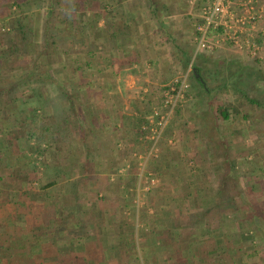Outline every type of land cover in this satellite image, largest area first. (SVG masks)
Listing matches in <instances>:
<instances>
[{"label": "crops", "instance_id": "1", "mask_svg": "<svg viewBox=\"0 0 264 264\" xmlns=\"http://www.w3.org/2000/svg\"><path fill=\"white\" fill-rule=\"evenodd\" d=\"M202 1L188 0L189 3H192L191 11L182 13V19L184 18L187 23L186 32L182 38L188 34V38L194 39L195 43H197V24L202 20ZM243 1L246 3L248 0ZM251 1L254 9L235 0L232 1V9L239 15H249L256 10L261 12L258 21L252 26L248 24L243 33L258 43L260 48L256 52L251 49L240 50L230 41H224L225 26L223 23L219 24L209 34L210 41L214 42L213 48L198 51L202 54L204 51L217 52L220 50L216 57L221 60V63L213 66L217 78L209 77V80L206 79V81L203 79V73L207 68L206 64L203 65V61L194 66L200 74L199 77L196 76L193 68L195 77L199 78L200 82L201 79L205 81V83L202 82L204 87H206V83H210L209 88L223 87L224 92L227 91L229 89L228 82L219 80V74L227 73L229 69L232 71L239 67L242 73H247V76L250 77L251 85L253 83L256 88L260 84L263 86L264 0ZM13 8L17 7L14 6ZM164 17L162 15V19L157 17L156 19L162 23ZM192 18L195 25L191 24V28H189ZM23 20L22 24L24 23ZM17 23L16 20L14 26H17ZM99 24L104 27L98 26L94 38L88 34L89 31L81 28L85 35L88 34L87 37L91 39V44L95 47V51H85L82 55H87L89 58L96 57V64L88 67L94 69L96 74L98 73L96 86L94 80L85 79L80 81L64 80L65 87L89 88L100 85L105 87V81L101 79L102 76L103 79L111 77V80H114L113 83H116L120 88L122 86L121 81L116 82L117 77H119L118 73L122 71L127 74L131 71L133 73L143 61L146 63L149 61L145 57L146 51L156 49L154 44L148 40L147 34L150 33V21L148 19L139 17L124 19L112 16L109 17L110 25L106 26L102 22ZM88 28L85 27L84 29ZM23 29L25 30V27ZM15 33L13 30L8 33V36L13 40L16 37L19 41V36ZM110 37L114 40L113 47L109 43ZM44 39L45 35L40 40L42 45ZM82 47L86 48L85 45ZM190 50L197 51V46L193 47L192 45ZM8 52L0 51V87L6 83L1 82V78L3 75L6 76L9 71L5 64L7 57L15 53L13 51ZM65 52L76 53V51ZM20 55V58L24 60L27 54L23 52ZM42 56L46 57L47 55L44 53ZM234 59L239 60V62L243 60V63H236L238 61L234 62ZM42 64L40 63L32 69V75L39 76L40 70L37 67L42 68L45 63ZM46 66L43 73L52 75L56 81L55 72L58 68L53 67L50 63H47ZM63 66H65L66 71H71L66 65ZM48 80L47 83L52 82L51 79ZM55 81L53 82L55 83ZM44 82L40 78L36 81L39 85H45ZM23 83L24 81L21 80L16 82L17 87L21 86L20 90L28 86ZM4 93L5 90L0 89V145L2 146L0 167L4 166L2 162L8 164L7 168H0V264H250L249 258L256 257L250 252L254 245L252 240L249 241L248 220L244 219L241 203L233 209H227L223 206L231 198L241 199L236 191H232V181L229 182L228 186L226 184L225 187H222L217 182L218 179L212 177V183L208 187L201 185V183L199 185L198 182V184L195 183L197 189L190 191L191 193H185L186 191L183 190L184 196L186 194L193 199L190 201L191 207L185 206L184 197L180 202L181 198L177 195L171 200L170 195L165 196L160 191L143 193L146 191L139 188L136 197L132 199L133 207L136 209L131 211L128 209V201L123 200L121 193L111 192L107 187L104 188L103 183L98 180L97 184L100 185L98 184L96 189L91 188L89 193L79 198V187L86 180L83 174H80L87 170H85L87 167L85 159L101 150L102 147L104 151V145L107 149L106 152H112L115 149L120 153L136 150L137 112L135 108L130 111L129 104L130 102L134 103L130 96L84 97L80 101V109L76 108L82 115L81 120L76 122L77 125L73 124L71 122L73 116L69 112L68 119L71 121L66 122V132L62 137V133L58 132L59 127L57 129L56 125H53L49 119L41 121L42 123L37 125L32 123L33 115L23 106V104L28 103L27 97L30 95H18L22 92H18L16 96L7 95L8 92ZM57 97L46 98L44 104L52 105ZM70 102V98H65L62 105H69ZM59 109L60 113L50 107L44 112L46 115L53 114L55 121L56 118L61 121L62 118H66L68 109L66 107ZM77 111L73 112L76 116ZM204 112L202 111L201 118ZM59 114L61 116L57 117ZM206 119L209 120L210 118ZM49 123L52 124V127ZM77 127L81 129V135L84 137L80 143L74 140V136L77 134L75 128ZM46 132L48 134H45ZM43 135L49 137L44 143L39 142ZM57 135L60 138H57ZM52 137H54L53 140ZM63 138L64 140H61ZM55 139L64 141L61 144L62 147L54 146ZM183 149L190 151L189 155L196 156L203 169L209 167L213 171L215 165L211 163V158L206 159L201 154V150L198 149L199 152H197L195 147L193 149L184 147ZM56 156L57 158H55ZM78 156L82 158L80 159ZM36 160H38L37 163H35ZM221 160L222 155L217 161ZM125 164L112 170L115 182L127 180L124 177L126 173ZM58 166H61L62 170L64 167L69 170L68 178L65 179L63 175L59 179L55 178L56 167ZM180 168L187 167L182 165ZM169 172L172 173L168 171V174ZM214 173L218 178L219 173L217 171ZM62 174L65 175L63 172ZM91 177L88 176L89 180L92 181ZM69 178L74 180L68 186L66 182ZM175 180H178L182 185L187 183L186 175L181 177L177 171L168 179V183ZM239 182L240 185H243L242 180ZM57 187L62 190L60 194L56 193L55 196L54 193H49ZM139 197L141 198L140 204L138 203ZM78 200L82 203L79 204V207H82L80 210L78 208L74 211L73 206L76 204L74 202ZM193 203L194 205H192ZM143 204L149 205V209L143 210ZM166 204H171L172 209L163 212L161 205ZM158 205L159 208H157ZM76 212L86 216V219L89 218L86 225H80L79 217L75 224H71L77 216L74 214ZM68 221L69 224L66 225ZM89 230L93 233L90 242L87 236ZM95 241L96 245L94 246L95 243L92 244L91 242ZM145 247L154 248L144 252L143 248ZM111 248L116 251H112ZM100 253L104 257L102 258L106 260L100 258ZM92 256L95 258L89 260L88 258ZM107 257L111 258L108 259ZM146 257L147 261H144ZM255 264H258L257 261Z\"/></svg>", "mask_w": 264, "mask_h": 264}, {"label": "rangeland", "instance_id": "2", "mask_svg": "<svg viewBox=\"0 0 264 264\" xmlns=\"http://www.w3.org/2000/svg\"><path fill=\"white\" fill-rule=\"evenodd\" d=\"M12 1L0 0V51L15 52L12 56L7 57L5 64L9 71L6 76L3 75L1 78V82L6 83L0 89L5 90L4 94L8 92L7 95L16 96L18 92H22L18 94L21 96L30 95L27 97L28 103L23 106L33 115L32 123L37 125L42 123L41 121L49 119L57 129L59 127L58 132H61L62 134H59L63 137L66 132L65 124L67 121H71L68 119L69 112L73 116L71 121L73 124L77 125L76 122L81 120L82 115L76 108L80 109V101L84 97L127 95L134 101V103L130 102L129 107L130 111L135 108L137 112L136 150L120 153L115 149L112 152H106L107 149L104 145V151L102 147L101 150L96 151L90 157L88 156L90 159H85L87 165L85 170H87L80 173L86 180L79 187V198L89 193L91 188L96 189L99 184H97L98 180L103 183L104 188L107 187L111 192L121 193L123 200L128 201V209L131 211L136 209L133 207L132 199L136 197L139 188L146 191L143 193L160 191L165 196L170 195L171 200L177 195L181 198L180 202L184 197L185 206L191 207L190 201L193 199L186 194L184 196L183 190L186 191L185 193H191L190 191L197 189L195 183L198 184V182L199 185L201 183L208 187L212 183V177H216L222 187H225L226 184L228 186L232 181L231 189L233 192L236 191L241 199L231 198L223 206L233 209L241 203L244 219L248 220L249 241L252 240L254 245L250 252L256 255L255 258H249V263L255 264V261L258 264L264 263V84L263 86L260 84L261 87L257 88L253 83L251 85L250 77L247 76V73H242L240 67L233 69L234 72L229 69L227 73L219 74V80L228 82L229 89L225 91L228 93L224 92L223 87L210 88L209 91L205 88H209L210 83H206V87H203L200 79L194 77V66L203 61V65H207L203 79L206 81V79L209 80V77L217 78L213 66L221 63V60L216 57L220 50L217 52L204 51L200 54V52L190 50L192 45L193 47L197 46L194 39H189L188 34L182 38L186 32L187 24L184 18L182 19V13L191 11L192 3H189L188 0H28L30 2L24 0L23 10H20L10 8ZM202 2L201 12L209 0ZM20 15L24 17L23 24L25 30L27 29V36L30 38L24 60L20 58V54L24 52V46L13 49L14 40L8 36V32L13 31L12 27ZM162 15L165 16V19L159 23L156 17L162 19ZM112 16L124 19L139 17L150 21V33L147 36L156 49L146 51L145 57L149 61L147 63L143 61L133 73L132 71L129 74L123 71L118 73L119 77L116 82L121 81L120 88L116 83H113L114 80H111V77L103 79L102 76L101 79L105 81L106 88L103 85L98 86L100 88L65 87L66 80L90 79V81L94 80V84L96 83L98 73L96 74L94 69L88 68L92 64H96V57L90 56L91 58H89L82 53L95 51V47L87 35L96 37L98 26L104 27L99 23L110 25L109 17ZM191 24L195 25L193 18L190 19L189 28H191ZM30 26L31 28L28 29ZM85 27L89 28L84 29ZM183 27L185 28L183 29ZM81 28L89 33L85 35ZM44 35L45 41L42 42L44 43L42 45L40 40ZM192 35L194 34L192 33ZM109 41L113 47L114 40L110 37ZM82 45H85L86 48H83ZM65 51H76V53ZM44 53L47 55L46 57L42 56ZM235 61L243 63V60L239 62L234 59ZM40 63L45 64L42 68L37 67L40 70L39 73L36 72L39 76L32 75V69ZM47 63L58 68L55 72L56 81L52 75L43 73ZM63 65L69 67L71 71H66ZM226 77L227 79H225ZM39 78L46 84H37L36 81ZM48 79H51L52 82L47 83ZM19 80L28 85L21 89L22 91L20 90L21 86L17 87L16 84ZM51 96H58L55 103L44 104V100ZM65 98L71 99L69 105H62ZM251 100L257 102L254 103ZM49 107L54 108V111H58L57 113H60L59 108L64 107L65 109L66 107L68 109L66 118L61 117L63 123L58 118L55 121L53 114L46 115L44 111ZM224 108L227 109V118L222 112ZM205 109H207L206 112H204ZM74 111H77V116L73 113ZM202 111L204 113L201 118ZM60 116V114L57 115V117ZM51 123L49 124L52 127ZM75 129L77 134L74 136V140L80 143L84 137L81 135L79 127ZM48 138L43 135L39 142L44 143ZM57 138L60 136L57 135ZM61 140L54 141V146L62 147L61 144L64 141ZM183 146L187 149L195 147L197 152L201 150V154L206 159L211 158V163L215 165L213 171L209 167L203 169L199 165L197 157L189 155L191 152L184 150ZM221 155L222 162H218L217 159ZM37 162L38 160L35 161V163ZM125 162L127 163L125 164ZM2 164L4 166L0 168H7L8 163L2 162ZM124 164L126 183L119 180L115 182L112 170H115V167L124 166ZM182 165L187 168H180ZM56 168L55 178L59 179L61 175L65 179L68 178L69 170L66 167L63 170L61 166ZM166 170L172 173L168 174ZM175 171L180 173L181 177L186 175V184L182 185L178 180L168 183V179L174 175ZM214 171L219 173L218 178ZM88 176H92V181ZM73 180L69 178L66 185L69 186ZM241 180L243 185H240L239 181ZM61 192L60 187H57L49 193H54L56 196V193L60 194ZM120 201L122 200L120 199ZM140 202L141 198L139 197L138 203L140 204ZM74 203H76L73 206L74 211L78 208L80 210L82 207H79V204H82L80 200ZM148 207L149 205H144L143 210H148ZM159 207L158 205L157 208ZM161 209L166 212L172 207L171 204H166L161 205ZM74 214L77 215H75L77 219L74 217L72 225L75 224L78 217L81 220L80 225H86L88 217L86 219V216L80 215L79 212ZM68 224L69 221L66 225ZM87 236L89 242L92 241L93 233L90 230L87 232ZM91 243L96 245V241ZM153 248L145 247L143 251ZM111 250L116 251L113 248ZM90 251L92 252L93 249ZM102 257H100L102 260H106ZM94 258L92 256L88 259ZM144 261H147V257Z\"/></svg>", "mask_w": 264, "mask_h": 264}, {"label": "built area", "instance_id": "3", "mask_svg": "<svg viewBox=\"0 0 264 264\" xmlns=\"http://www.w3.org/2000/svg\"><path fill=\"white\" fill-rule=\"evenodd\" d=\"M233 0H209V3L203 7L202 20L197 24V52L210 50L213 44L209 39L210 32L217 28L219 24H224V41H230L238 49H251L256 52L260 45L251 39L248 35H243L245 28L254 25L261 17V12L253 11L249 15H239L232 9ZM244 3L243 0H235ZM248 0L245 6L254 9ZM243 4V5H244ZM185 81V80H184ZM176 90V89H175Z\"/></svg>", "mask_w": 264, "mask_h": 264}, {"label": "trees", "instance_id": "4", "mask_svg": "<svg viewBox=\"0 0 264 264\" xmlns=\"http://www.w3.org/2000/svg\"><path fill=\"white\" fill-rule=\"evenodd\" d=\"M10 1V0H9ZM24 0H13L12 2H11V6H10V8H13L14 6H16L18 9H20V10H23V6H24V3L25 2H23ZM28 0H26V2H27ZM28 2H30V1H28ZM24 19V17L22 16V15H20L19 17H17V26H13L12 27V30H14V33L17 35V36H19V41H17V38L15 37L14 38V41H13V44H12V46H13V49L15 48H21V46L23 45L24 46V52H26V51H28V48H27V46H28V44L30 43V38H29V36H27V29L26 30H24L23 28V24H22V20ZM28 29H29V27H28ZM8 33H10V31L8 32ZM46 46V45H45ZM26 50V51H25ZM199 69H201V67H198ZM194 77H195V75H194ZM196 78V77H195ZM197 79V78H196ZM201 84L203 85V83H202V81H201ZM203 87H204V85H203ZM205 89H208L209 91L211 90L210 88H205ZM252 102H254V103H256L257 101H255V100H251ZM226 110L227 109H225L224 108V110L222 109V112L224 113V115H225V117H227L228 116V114H227V112H226ZM50 184H52V183H50Z\"/></svg>", "mask_w": 264, "mask_h": 264}, {"label": "water", "instance_id": "5", "mask_svg": "<svg viewBox=\"0 0 264 264\" xmlns=\"http://www.w3.org/2000/svg\"><path fill=\"white\" fill-rule=\"evenodd\" d=\"M194 72H195L196 76L199 77L200 74L197 72L196 67H194ZM201 81H202L203 83H205V81H204L203 79H201Z\"/></svg>", "mask_w": 264, "mask_h": 264}]
</instances>
